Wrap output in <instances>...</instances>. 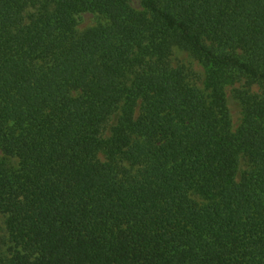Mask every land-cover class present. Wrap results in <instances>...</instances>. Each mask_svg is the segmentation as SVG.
<instances>
[{
	"label": "trees",
	"instance_id": "1",
	"mask_svg": "<svg viewBox=\"0 0 264 264\" xmlns=\"http://www.w3.org/2000/svg\"><path fill=\"white\" fill-rule=\"evenodd\" d=\"M138 2L0 0V264H264V0Z\"/></svg>",
	"mask_w": 264,
	"mask_h": 264
},
{
	"label": "rangeland",
	"instance_id": "2",
	"mask_svg": "<svg viewBox=\"0 0 264 264\" xmlns=\"http://www.w3.org/2000/svg\"><path fill=\"white\" fill-rule=\"evenodd\" d=\"M132 4L139 8L138 0H131ZM76 30L80 33L87 29L93 28L99 24L106 23V19L103 15L95 12H81L76 14ZM173 62L175 64L184 65L187 68V73L191 82L202 86L205 69L203 65L193 57L188 51L175 47L172 54ZM246 88L244 81L229 80L227 81L224 90L226 95V104L231 120V130L236 131L242 120V106L238 98V95H242V91ZM117 121V115H114L110 121V128ZM6 163L9 165H15L16 160L6 158V156L0 152V164ZM247 168V162L244 159H240L238 167V176ZM5 217H0V237L6 235L5 231Z\"/></svg>",
	"mask_w": 264,
	"mask_h": 264
}]
</instances>
